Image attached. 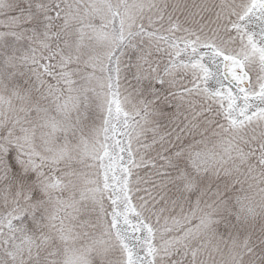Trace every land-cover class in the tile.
<instances>
[{
	"label": "snow or ice",
	"instance_id": "snow-or-ice-1",
	"mask_svg": "<svg viewBox=\"0 0 264 264\" xmlns=\"http://www.w3.org/2000/svg\"><path fill=\"white\" fill-rule=\"evenodd\" d=\"M0 264H264V0H0Z\"/></svg>",
	"mask_w": 264,
	"mask_h": 264
}]
</instances>
